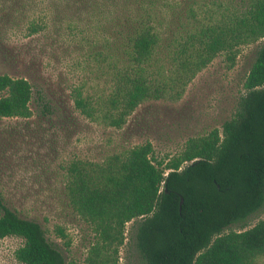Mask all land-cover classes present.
<instances>
[{
  "label": "trees",
  "instance_id": "1",
  "mask_svg": "<svg viewBox=\"0 0 264 264\" xmlns=\"http://www.w3.org/2000/svg\"><path fill=\"white\" fill-rule=\"evenodd\" d=\"M10 1L43 9L26 23L28 35L53 28L104 76L97 91L80 81L69 95L78 114L114 129L143 101L177 100L216 54L231 66L241 46L262 38L238 107L220 130L187 138L164 160L145 141L58 166L64 203L93 234L83 264H117L125 223L133 218L145 264H257L264 217L243 230H224L264 199V0ZM31 97L25 77L0 74V117L27 118ZM41 112L71 117L45 102ZM52 231L65 239L61 226ZM6 236L20 239L12 253L20 264H66L42 225L0 197V238Z\"/></svg>",
  "mask_w": 264,
  "mask_h": 264
},
{
  "label": "rangeland",
  "instance_id": "2",
  "mask_svg": "<svg viewBox=\"0 0 264 264\" xmlns=\"http://www.w3.org/2000/svg\"><path fill=\"white\" fill-rule=\"evenodd\" d=\"M42 10L38 6L24 10L0 0V74L23 76L32 85L30 116L0 117V197L20 216L42 225L66 264H83L93 234L64 203L58 166L74 157L100 159L145 141L150 142L154 158L164 160L178 153L187 138L220 130L238 107L244 77L262 38L241 46L231 66L222 53L216 54L187 82L177 100L143 101L114 129L89 121L72 107L73 85L81 81L97 91L104 80L81 50L53 28L27 34L26 23ZM42 102L49 110L64 107L71 117L63 121L55 113L41 112ZM262 217L264 199L259 209L224 231L246 229ZM138 220L125 223L117 264H145L134 243ZM55 225L63 228L67 245L52 231ZM19 242L17 237L0 238V264H20L12 254ZM257 264H264V255Z\"/></svg>",
  "mask_w": 264,
  "mask_h": 264
},
{
  "label": "water",
  "instance_id": "3",
  "mask_svg": "<svg viewBox=\"0 0 264 264\" xmlns=\"http://www.w3.org/2000/svg\"><path fill=\"white\" fill-rule=\"evenodd\" d=\"M181 201V200H180Z\"/></svg>",
  "mask_w": 264,
  "mask_h": 264
}]
</instances>
